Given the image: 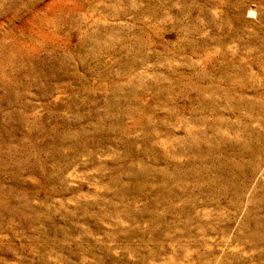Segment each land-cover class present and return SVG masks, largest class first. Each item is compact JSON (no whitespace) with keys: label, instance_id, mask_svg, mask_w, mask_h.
<instances>
[{"label":"rangeland","instance_id":"rangeland-1","mask_svg":"<svg viewBox=\"0 0 264 264\" xmlns=\"http://www.w3.org/2000/svg\"><path fill=\"white\" fill-rule=\"evenodd\" d=\"M0 264H264V0H0Z\"/></svg>","mask_w":264,"mask_h":264}]
</instances>
